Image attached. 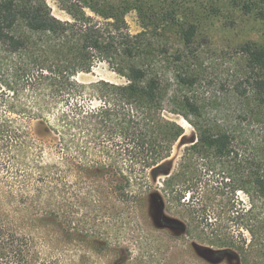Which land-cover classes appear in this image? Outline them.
Masks as SVG:
<instances>
[{
	"label": "trees",
	"instance_id": "obj_1",
	"mask_svg": "<svg viewBox=\"0 0 264 264\" xmlns=\"http://www.w3.org/2000/svg\"><path fill=\"white\" fill-rule=\"evenodd\" d=\"M58 1L70 20L47 0H0V242L22 239L17 259L29 264L34 238L8 232L13 216L29 227L80 230L114 225L118 212L136 208L151 226L191 234L165 210L167 197L175 210L184 206L191 181L187 165L175 171L170 159L185 128L166 116L167 99L196 131L189 150L231 159V190L248 197L234 198L225 218L204 209L198 255L207 264H264V136L241 139L234 123L208 120L193 96L198 25L180 19L184 0ZM243 1L251 9L255 0ZM133 9L152 33L127 30ZM167 29L177 35L172 46L158 32ZM239 49L250 88L235 91L245 116L264 126V46L247 41ZM98 60L127 81H80ZM161 178L163 188L155 186Z\"/></svg>",
	"mask_w": 264,
	"mask_h": 264
},
{
	"label": "rangeland",
	"instance_id": "obj_2",
	"mask_svg": "<svg viewBox=\"0 0 264 264\" xmlns=\"http://www.w3.org/2000/svg\"><path fill=\"white\" fill-rule=\"evenodd\" d=\"M47 2L56 17L62 20L71 19L58 0ZM243 2L184 0L179 16L186 23L198 25L195 46L200 53L196 62L199 80L192 94L202 104L205 116L208 120H218L220 123H234L240 130L241 139L256 141L264 136V126L245 116V107L240 103V97L235 90L240 88L239 91H249L250 87L245 83L246 60L239 47L247 41H257L264 46V16L260 12L262 5L257 0L253 1L251 9L243 7ZM126 21L127 30L132 34L153 31L152 26L145 27V20L137 10L128 12ZM158 32L164 33L170 46L175 43L177 35L174 30ZM77 78L82 82L100 79L118 83L127 81L125 76L114 71L105 60L96 61L90 72H81ZM165 114L185 128L184 138L176 142L170 159L175 171L180 169L182 164L187 165L188 177L191 179L184 185L189 188L181 202L184 206H178L175 210L178 203L168 200L167 197L165 210L167 214L175 215L184 222L186 231L193 230L192 233L173 234L171 225L168 227L171 231L151 226L141 208L132 209L131 213L121 210L115 215L114 225L98 223V226H83L80 230L57 226L29 227L23 225V222L20 223L18 216H13L14 231L8 232L11 235L15 232L16 236L27 235L34 238L28 255L29 264L32 259L34 264L208 263L202 261V257L198 255V247L202 248L205 243L198 239L199 231L196 229L209 222L204 209L215 207L214 212H222L225 218L234 198H239L240 203H245L248 197L243 190H239L237 194L231 190V159L224 162L219 158L208 159L209 156L206 155H202V158L189 150L197 139L196 131L186 118L174 112L167 99ZM160 180L155 186L163 188V178ZM163 222L166 226L167 221ZM19 242L22 244V239L7 247L0 242V264H26V260L17 259Z\"/></svg>",
	"mask_w": 264,
	"mask_h": 264
}]
</instances>
